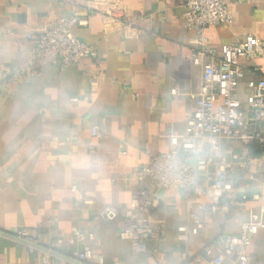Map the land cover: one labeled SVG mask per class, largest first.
Segmentation results:
<instances>
[{"label": "crops", "instance_id": "crops-1", "mask_svg": "<svg viewBox=\"0 0 264 264\" xmlns=\"http://www.w3.org/2000/svg\"><path fill=\"white\" fill-rule=\"evenodd\" d=\"M228 6L232 21L209 25L201 35L218 55L221 45L241 41L245 33L264 36V0ZM183 10L181 0H0V229L40 231L49 246L51 228L97 224L92 248L103 254V264H181L183 249L186 264H204L192 256L204 254L206 245L210 255L219 252V235L239 230V219L255 205L250 198L229 215H211L183 242L177 227L195 223L208 199L190 186L156 191L149 177H138L150 153L168 149L170 126L182 129L196 107L206 56L200 54L197 28L184 26ZM65 15L87 19L74 31L95 54L65 67L31 64V36ZM257 62L264 64L262 58ZM253 76L246 71L244 79ZM92 125L99 137L92 135ZM72 184L93 196V206L78 199ZM249 185L243 181L240 189ZM136 193L151 222L166 223L158 254H135L118 236L122 210ZM108 204L118 214L95 217ZM155 244L150 241V248ZM245 250L247 264H264V229ZM0 264L82 263L31 251L0 233Z\"/></svg>", "mask_w": 264, "mask_h": 264}, {"label": "built area", "instance_id": "built-area-1", "mask_svg": "<svg viewBox=\"0 0 264 264\" xmlns=\"http://www.w3.org/2000/svg\"><path fill=\"white\" fill-rule=\"evenodd\" d=\"M233 1L181 0L184 26L197 28L202 42L200 54L206 56L201 63V81L195 93L196 107L182 129L170 126L168 149L150 153L147 164L138 173V177H149L156 191L190 186L197 197L208 199L202 206L205 212L195 223L177 227L183 242L188 234L198 233L211 215H229L239 202L249 198L255 201L239 219L237 232L219 235V252L210 255V247L206 245L204 254L192 256L194 262L204 264H223L226 259L229 264H247L249 256L245 248L250 237L264 229V64L257 62V58L264 60V36L245 33L243 40L221 45L219 55L201 36L209 25L232 21L228 5ZM86 22L87 19L76 15L52 19L31 36V64L65 67L94 55L92 46L79 39L74 31L75 25ZM246 71H252L255 76L244 79ZM17 74L22 75V69ZM90 131L92 135H101L95 125ZM243 181H248L252 188L242 191ZM70 189L77 192L78 199L85 205L93 206L92 195L75 184L70 185ZM118 212L117 206L108 204L97 208L95 217L112 219ZM47 232L49 246L63 248L79 261L103 264V254L92 248L97 240V224L90 229L51 228ZM14 233L45 244L40 231L20 227ZM166 235L165 221L152 223L148 206L140 202L139 193L134 194L122 210L119 238L128 240L135 254L147 251L158 254ZM150 241L156 243L153 248L149 246ZM188 256L186 249L180 251L181 264H186Z\"/></svg>", "mask_w": 264, "mask_h": 264}, {"label": "water", "instance_id": "water-1", "mask_svg": "<svg viewBox=\"0 0 264 264\" xmlns=\"http://www.w3.org/2000/svg\"><path fill=\"white\" fill-rule=\"evenodd\" d=\"M0 233L3 234V235H7V236H9V237H11L13 239L18 240V241H21V242L25 243L28 246H33L36 249H40V250L48 252L50 254H54V255H57V256H60V257H64V258H67V259H74L77 262L82 263V264H93V263H90V262H87V261H79L78 258H76L75 256H73V255L69 254L68 252L63 251L61 249L48 247L46 244L37 243V242H33V241H30V240L25 239V238H21V237L17 236L14 232L4 231V230L0 229Z\"/></svg>", "mask_w": 264, "mask_h": 264}]
</instances>
